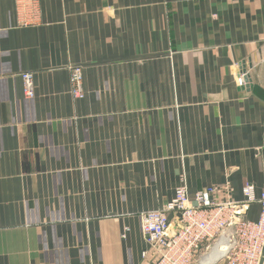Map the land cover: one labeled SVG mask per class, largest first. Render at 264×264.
<instances>
[{"label":"crops","instance_id":"0c3cea01","mask_svg":"<svg viewBox=\"0 0 264 264\" xmlns=\"http://www.w3.org/2000/svg\"><path fill=\"white\" fill-rule=\"evenodd\" d=\"M24 1L0 0V264H141L183 182L264 192V0Z\"/></svg>","mask_w":264,"mask_h":264},{"label":"built area","instance_id":"2783aa9c","mask_svg":"<svg viewBox=\"0 0 264 264\" xmlns=\"http://www.w3.org/2000/svg\"><path fill=\"white\" fill-rule=\"evenodd\" d=\"M33 1L37 5L38 0ZM25 2L18 0L21 7ZM69 70L72 96L84 98L83 66L72 65ZM22 79L25 97L34 99V74L23 72ZM238 81L249 85L246 69L240 71ZM223 191L220 186H211L191 198L183 182L164 207L141 212L142 232L149 245L141 264H201L218 247L222 250L217 260L225 264H263L264 192L258 195L255 185L246 182L242 200L219 201L217 196ZM253 203L261 206L257 220L246 217Z\"/></svg>","mask_w":264,"mask_h":264},{"label":"bare ground","instance_id":"6f19581e","mask_svg":"<svg viewBox=\"0 0 264 264\" xmlns=\"http://www.w3.org/2000/svg\"><path fill=\"white\" fill-rule=\"evenodd\" d=\"M221 248H215L209 255H207L201 264H214L216 260L221 256Z\"/></svg>","mask_w":264,"mask_h":264},{"label":"water","instance_id":"95a60500","mask_svg":"<svg viewBox=\"0 0 264 264\" xmlns=\"http://www.w3.org/2000/svg\"><path fill=\"white\" fill-rule=\"evenodd\" d=\"M262 263L264 264V250H263V259H262Z\"/></svg>","mask_w":264,"mask_h":264},{"label":"rangeland","instance_id":"374dc122","mask_svg":"<svg viewBox=\"0 0 264 264\" xmlns=\"http://www.w3.org/2000/svg\"><path fill=\"white\" fill-rule=\"evenodd\" d=\"M218 261H223V260H218ZM224 262V261H223Z\"/></svg>","mask_w":264,"mask_h":264}]
</instances>
